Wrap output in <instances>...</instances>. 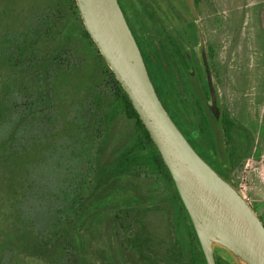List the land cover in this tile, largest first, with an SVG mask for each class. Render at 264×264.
I'll use <instances>...</instances> for the list:
<instances>
[{
    "label": "rangeland",
    "instance_id": "rangeland-1",
    "mask_svg": "<svg viewBox=\"0 0 264 264\" xmlns=\"http://www.w3.org/2000/svg\"><path fill=\"white\" fill-rule=\"evenodd\" d=\"M56 1L0 0V39L24 31L25 28L34 29L44 18H53L60 11L63 13L65 25L60 32L47 37L32 38L44 56L58 48L61 49L63 59L70 61L69 68L60 70L54 81L57 128L52 136L51 150L54 152L58 148L59 154L65 149V121L70 117L71 110L87 105L100 121L98 149L101 165L110 167L119 151L133 142L134 122L124 115L121 106L113 99L103 98L108 93L107 81L102 73V64L95 46L85 37L84 24L74 5L70 6L62 0L63 3L56 8ZM121 2L130 20L138 22L134 30L136 34L137 29L140 31L139 40L148 48L156 45V35L149 29L150 26H154L159 33V39L169 46L173 43L169 40L170 32L173 33L171 27H186L190 20L198 18L204 30L202 40L205 42L207 38L212 51V64L224 110L228 130L225 154L228 157L230 176L234 185L243 192L264 222V0ZM132 12L134 16L131 15ZM145 14L153 25H150L149 20L144 21ZM163 17L169 23H165ZM168 25H171L170 29ZM8 72V68L1 62L0 86L6 80L4 75ZM189 102L192 107V100ZM2 104L0 98V105ZM191 109L193 108H190V112ZM194 116L199 121L198 114ZM10 117L5 113L0 114V124L9 126ZM36 159V156L26 157L24 163L18 161L13 166L0 163V264H57L64 255V241L52 242L45 251L35 248L33 230L37 228L30 222L35 216L29 209L33 202L49 203L55 209L58 198L53 193L54 186L66 174L64 172L69 164L53 161L48 180L51 192L43 196V201H36L31 199L32 196L28 198L27 194L22 197L18 181L13 180L18 173L27 170L25 164L34 165ZM61 171L62 177L59 175ZM142 172L141 179L144 180L145 175H148L153 181L148 183L147 178L139 186L137 193L147 195V201L141 210L131 215L136 224L134 227L142 232L140 244L133 249L123 246L124 239L119 235L120 229L112 224L111 215L104 214L94 226L85 230L91 237L86 250L88 262L196 263V256L201 257L200 252L197 254L195 251L187 226L181 227L185 222L179 219V213L174 206L175 200L171 198L168 186L157 178L155 172ZM157 188L163 192L157 197L151 196L150 193ZM89 195L88 188L83 196Z\"/></svg>",
    "mask_w": 264,
    "mask_h": 264
},
{
    "label": "trees",
    "instance_id": "trees-1",
    "mask_svg": "<svg viewBox=\"0 0 264 264\" xmlns=\"http://www.w3.org/2000/svg\"><path fill=\"white\" fill-rule=\"evenodd\" d=\"M64 1L70 6L74 5L82 21L76 1ZM62 3V0H57L55 7H60ZM60 14L53 15V18L50 16L44 18L34 29L25 28L24 31L0 39V63H4L9 71L4 75L6 80L0 86V98L3 102L0 105V114L5 113L11 116L9 126L0 124V163L13 166L18 161L24 163L26 157L36 156L34 165L25 164L27 170L13 177V180H17L20 185L21 196L27 194L28 198L32 196L31 199L34 198L36 201H43V196L51 192L48 180L53 161L69 164L64 172L66 174L62 177L61 171L59 175L62 178L56 182L58 185L54 186L53 193L58 198L55 209L45 202L39 204L33 202L29 209L35 216L30 222L34 228H37L33 230L35 248L45 251L52 242L64 241V255L57 264H91L86 258L91 237L85 230L94 226L104 214L111 215L112 224L120 229L119 235L124 239L123 246L128 249L138 247L142 232L134 227L136 224L131 215L141 210L147 201V195L137 193L140 190L139 186H142L144 180L148 178V175H145V179H141L143 170L146 173L155 172L157 178L168 186L169 194L175 200L174 206L179 213V219L185 222V225L182 223L181 227L187 226L195 251L197 254L198 251L200 252L201 257L197 255L194 264H207L189 214L162 156L130 98L84 25L83 33L95 46L102 64V73L107 81L108 93L103 98L113 99L121 106L124 115L134 122V140L131 145L119 151L110 167H103L98 149L101 136L100 121L90 107L82 105L80 109L71 110L70 117L65 121L66 137L63 139L67 142L65 149H62L59 154L58 148L52 152V136L57 128V121H55L57 97L53 86L60 70L68 69L70 61L63 59L61 49L58 48L44 56L32 38L47 37L49 34L60 32L65 25L61 11ZM143 55L151 76L149 59H154L146 54ZM155 68H157L155 69L157 77H160L159 71H167L163 75L166 77L164 80H169L168 90L171 88L177 91L171 83L169 70L159 55L156 56ZM152 81L162 99V94L153 78ZM160 87L164 89L165 95L180 97L178 92L170 94L162 81ZM162 101L164 103L163 99ZM224 126L226 127V123ZM203 133L205 135L203 142L207 146H215L214 135L211 132L203 131ZM226 136H228V130H226ZM148 179L147 182L152 183L153 178ZM88 188L90 195L84 197L83 194ZM162 192L157 188L150 195L157 197ZM186 221H188L187 224ZM216 259L217 264H231L219 253H216Z\"/></svg>",
    "mask_w": 264,
    "mask_h": 264
},
{
    "label": "water",
    "instance_id": "water-1",
    "mask_svg": "<svg viewBox=\"0 0 264 264\" xmlns=\"http://www.w3.org/2000/svg\"><path fill=\"white\" fill-rule=\"evenodd\" d=\"M84 27L149 131L174 181L207 264H264V222L176 123L150 76L119 0H76ZM199 26V35L202 36ZM210 85L213 76L208 69Z\"/></svg>",
    "mask_w": 264,
    "mask_h": 264
},
{
    "label": "flooded vegetation",
    "instance_id": "flooded-vegetation-1",
    "mask_svg": "<svg viewBox=\"0 0 264 264\" xmlns=\"http://www.w3.org/2000/svg\"><path fill=\"white\" fill-rule=\"evenodd\" d=\"M127 20L136 36V39L140 45L143 54L148 57H153L154 60L149 59V68L151 70V78L155 81L158 86L162 99L164 100L165 106L177 122L181 130L190 139L193 146L197 151L227 180L234 184V180L230 176V166L225 154V141L226 127L224 126L225 115L222 103L220 101L219 91L217 87L216 75L212 64V51L207 42H203V38L199 35V26L203 36V28L198 22V18L190 20V24L186 27L173 28L168 25V28L173 29L169 40L173 43L169 46L166 45L159 38V33L156 31L154 26H150V30H153L156 35L154 48H148L142 42H140L138 34L140 31L137 29V34L134 30V26L137 25V21L130 20L126 13L121 0H119ZM192 12V8L190 9ZM134 12L131 13L132 16ZM144 19V18H143ZM149 18L145 14L144 21H148ZM162 20L165 23H169L168 19ZM133 22V24H132ZM150 25L152 22L149 20ZM153 25V24H152ZM136 29V28H135ZM143 33L144 28L142 29ZM206 36V35H205ZM170 43V42H169ZM159 55L163 59L166 68L169 70V76L171 83L175 90H170L168 87L169 80H164L166 77L163 75L165 71H159L157 77L155 68L156 56ZM208 69L212 72L213 80L212 84L209 83ZM162 76V78H161ZM164 82L166 89L172 94V92H178L180 97L177 95L172 97L165 95L164 89L160 87V82ZM168 92V94H169ZM192 100V107L189 100ZM190 108L192 112H190ZM196 108V111H195ZM188 112V113H186ZM198 114L199 121H196L194 114ZM211 132L216 138L215 146H207L203 139L205 135L203 133Z\"/></svg>",
    "mask_w": 264,
    "mask_h": 264
}]
</instances>
